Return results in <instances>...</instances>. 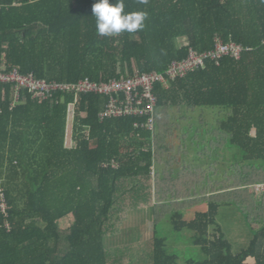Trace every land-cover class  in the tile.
<instances>
[{
  "label": "trees",
  "instance_id": "trees-1",
  "mask_svg": "<svg viewBox=\"0 0 264 264\" xmlns=\"http://www.w3.org/2000/svg\"><path fill=\"white\" fill-rule=\"evenodd\" d=\"M95 2L0 0V72L108 82L164 73L218 38L243 51L156 84L153 130L147 117L101 119L106 96L22 90L15 101L0 84V264H179L164 221L200 250L184 264H264V188L260 198L251 188L264 186V0H123L124 13L147 14L144 27L110 37L96 31ZM228 207L250 233L236 254L218 222ZM145 209L151 237L113 260L107 242Z\"/></svg>",
  "mask_w": 264,
  "mask_h": 264
},
{
  "label": "built area",
  "instance_id": "built-area-1",
  "mask_svg": "<svg viewBox=\"0 0 264 264\" xmlns=\"http://www.w3.org/2000/svg\"><path fill=\"white\" fill-rule=\"evenodd\" d=\"M242 51V46L232 42L225 44L218 38L214 50L205 53L190 50L185 60L172 63L164 73L135 74L126 79H115L108 82H93L85 78L75 83H55L36 79L32 74H21L18 68L14 67L0 72V84L14 86L15 101L18 100L22 90H27L39 100L47 99L55 93L75 97L85 94L106 96L108 101L99 114L101 119L122 116L147 117L145 127L153 130L157 102L153 90L156 84H166L169 79L183 76L188 71L199 67L203 68L207 60L217 61L226 55L239 58ZM0 199V209L2 213H5L6 204L2 195Z\"/></svg>",
  "mask_w": 264,
  "mask_h": 264
},
{
  "label": "rangeland",
  "instance_id": "rangeland-1",
  "mask_svg": "<svg viewBox=\"0 0 264 264\" xmlns=\"http://www.w3.org/2000/svg\"><path fill=\"white\" fill-rule=\"evenodd\" d=\"M72 111V110H71ZM68 126H67V137L66 145H71V130L73 124V113L70 112L68 117ZM235 150L232 148L229 158L227 160L233 162V153ZM224 161L223 167H225L229 162ZM212 163L211 160H209ZM222 167V168H223ZM257 194V197L260 198V195L263 191V185H255L251 187ZM260 200V199H259ZM184 219L189 220L193 211L187 210L184 212ZM151 218L152 215L148 210L140 212H133L128 215V218L124 221L123 227L120 233L116 237H112L107 242L108 249L111 252L113 260H116L118 252L123 246L129 247L131 256L137 255L136 245L139 242L141 245H144L146 241L152 235L151 229ZM218 222L225 234V238L232 245V252L234 254L240 252L242 249L246 248L250 239V233L246 228L242 215L236 211L233 207L222 208L218 214ZM73 223V217L71 215L66 216L61 219L59 226L62 228H67ZM159 236L165 238L167 250L171 253L178 255L179 264H184V261L188 258L194 259L196 261H201L202 256L199 248L195 247L191 243V235L188 232L176 233L173 231L169 222L164 221L158 227ZM117 253V254H115ZM128 259V258H126Z\"/></svg>",
  "mask_w": 264,
  "mask_h": 264
},
{
  "label": "clouds",
  "instance_id": "clouds-1",
  "mask_svg": "<svg viewBox=\"0 0 264 264\" xmlns=\"http://www.w3.org/2000/svg\"><path fill=\"white\" fill-rule=\"evenodd\" d=\"M139 3H147V0H139ZM92 14L96 19V31L100 36L110 37L127 31L133 33L144 27L146 13H124L123 0H96L92 5Z\"/></svg>",
  "mask_w": 264,
  "mask_h": 264
},
{
  "label": "crops",
  "instance_id": "crops-1",
  "mask_svg": "<svg viewBox=\"0 0 264 264\" xmlns=\"http://www.w3.org/2000/svg\"><path fill=\"white\" fill-rule=\"evenodd\" d=\"M71 144H72V142H71Z\"/></svg>",
  "mask_w": 264,
  "mask_h": 264
}]
</instances>
